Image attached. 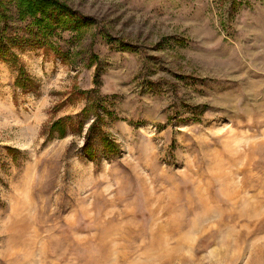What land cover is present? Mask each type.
I'll return each mask as SVG.
<instances>
[{
	"label": "rangeland",
	"instance_id": "1",
	"mask_svg": "<svg viewBox=\"0 0 264 264\" xmlns=\"http://www.w3.org/2000/svg\"><path fill=\"white\" fill-rule=\"evenodd\" d=\"M59 1L94 23L60 53L26 44L10 6L0 264H264V0Z\"/></svg>",
	"mask_w": 264,
	"mask_h": 264
},
{
	"label": "trees",
	"instance_id": "2",
	"mask_svg": "<svg viewBox=\"0 0 264 264\" xmlns=\"http://www.w3.org/2000/svg\"><path fill=\"white\" fill-rule=\"evenodd\" d=\"M236 4L238 3L236 2ZM11 5H14L16 8L18 20L27 22L23 30L24 42L33 47L49 46L57 53H60V48L55 44V38L62 40V34L69 32L72 41H78V37L85 34L86 29L94 24L91 18L74 11L71 7L59 0H0V55L2 56H6L9 53L8 51L11 45H17L20 41L19 36L13 37L9 33V21L12 18ZM124 46L127 49L130 47L129 45ZM95 83L98 86L101 85L99 76L95 79ZM15 85L23 91L39 89V84L22 67L19 69V75ZM91 92L99 94L98 89L92 90ZM92 110L93 112H91ZM101 111L106 110L102 107V100L97 98L92 100L81 111L82 116H89L90 114L94 116L87 130L83 145L85 154L91 159H95V154L92 152V133L97 130L99 122L102 121ZM72 121V116L61 117L53 121L50 126L49 136L54 137L57 135L59 138L66 137L70 129H74ZM82 124L80 122V125ZM103 143L105 153L114 155L120 152L119 145L106 134L103 138Z\"/></svg>",
	"mask_w": 264,
	"mask_h": 264
}]
</instances>
